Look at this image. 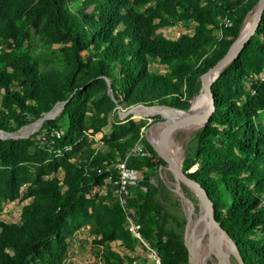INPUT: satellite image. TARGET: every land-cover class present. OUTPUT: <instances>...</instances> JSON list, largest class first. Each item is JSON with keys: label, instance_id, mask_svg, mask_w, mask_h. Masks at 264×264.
I'll return each mask as SVG.
<instances>
[{"label": "trees", "instance_id": "16d2710c", "mask_svg": "<svg viewBox=\"0 0 264 264\" xmlns=\"http://www.w3.org/2000/svg\"><path fill=\"white\" fill-rule=\"evenodd\" d=\"M257 1L0 0V129L18 130L68 100L44 121L40 142L39 132L0 139V211L5 202L32 199L18 220L0 221V264H64L83 227L98 245L96 264L134 259L111 242L131 252L139 243L114 183L115 164L138 142L147 153L127 158L141 179L126 208L161 264H189L183 200L157 171L165 162L143 135L148 120L121 118L118 107L188 109L201 74L227 53ZM191 20L193 32L172 38L160 31ZM256 75L264 77V14L214 81L217 110L191 134L183 162L245 264H264V79ZM107 125L96 146L91 135ZM97 186L103 192L93 193Z\"/></svg>", "mask_w": 264, "mask_h": 264}, {"label": "water", "instance_id": "95a60500", "mask_svg": "<svg viewBox=\"0 0 264 264\" xmlns=\"http://www.w3.org/2000/svg\"><path fill=\"white\" fill-rule=\"evenodd\" d=\"M249 14H253V20L250 25V28L246 31L245 34H243L242 30L244 27V24L246 22V19ZM264 14V0H258L255 6L248 12V14L243 19V22L241 24L240 34L236 38V40L232 43L227 53L220 58L212 67H210L207 71H205L203 74H201V87L199 92L193 97L191 100V104L188 109H181L177 107H170V106H158V105H146L143 103L133 105L130 108H128L127 111H120V114L123 113V117L126 118L128 114L136 113V110H142V108H153V107H165L169 109H176L181 111H190L195 105L196 101H198L201 97H205L206 100H208L209 105L207 110L203 114L195 115L191 118H175L170 116H165L163 113H141L143 116H153L155 114H160L162 117L154 122L153 126L149 127L146 130L145 137L151 142V144L155 147L157 150L159 156L164 160L166 163V169L171 171L173 174L175 180L177 181L178 188H172L174 191H176L179 196L184 201H190L192 203V207L196 214L211 228H213L219 235H221L227 242H229L232 246V253L227 261V264H245L244 259L241 255L240 248L236 241L231 237L228 230H226L220 221H218L215 217L214 213V206L213 202L209 197V194L207 190L204 188V186L195 178L188 175V172H186L183 169V166L178 167L173 162L170 153L168 152V149L166 147V142L164 140V129L167 125H174L180 128V130H187L189 132V136L191 134L198 130L203 128L207 125V123L210 121L213 114L216 112L217 107L215 104L216 98H215V92L213 90V83L217 79V77L220 75V73L235 59L237 58L241 51L243 50L246 43L250 40V38L257 32V29L262 21ZM214 80H212V77H214ZM109 90L112 91L111 82L109 81ZM68 100L57 102L52 109H50L44 116L36 119L34 122L27 124L23 127H21L18 130L15 131H7L4 129H0V139H6V138H15L20 139L24 137H30L31 133L28 134H18L21 129H23L26 126L34 125L35 129L37 127H40L45 120L55 118L57 115L60 114V112L64 109V106ZM125 114V115H124ZM132 118V117H131ZM134 119V118H133ZM152 128L156 129V132L158 134V140L157 142H154L151 137V130ZM34 129V130H35ZM187 186L189 189V194H187L184 190V186ZM207 204L211 207V213H208L207 211ZM188 224L190 221V215L186 213ZM187 224V229H188ZM187 233V230H186ZM187 242V240H186ZM188 244V242H187ZM205 246V245H204ZM188 247L190 249V246L188 244ZM191 254V251H190ZM192 259V257H191ZM211 259V258H210ZM213 261V259H211Z\"/></svg>", "mask_w": 264, "mask_h": 264}, {"label": "rangeland", "instance_id": "374dc122", "mask_svg": "<svg viewBox=\"0 0 264 264\" xmlns=\"http://www.w3.org/2000/svg\"><path fill=\"white\" fill-rule=\"evenodd\" d=\"M249 17V16H248ZM247 17V18H248ZM195 22L193 20L184 22V23H179L174 26H164L160 28V31H162L166 36L168 37H178L181 33L184 32H193V27H194ZM216 35L220 36V30H216ZM2 42L0 41V46H2ZM153 68L158 70V71H165V67L159 63H153ZM4 90L0 89V99L2 97ZM123 111H127L128 108H125L124 106H119ZM125 115V114H124ZM121 118L123 117V113L120 114ZM131 116L135 120H141V119H146L148 120L147 126L145 128L144 133H146V130L153 126L154 122L160 119L162 116L160 114H155L153 116H143L142 114L140 115L139 118L136 117V113H131L126 116L129 117ZM262 116L264 119V111L262 112ZM43 125V124H42ZM42 125L40 127H37L32 134L39 132L37 135L38 142L41 141V137H45V134L47 133L48 129H42ZM26 127L21 129L19 132L24 130ZM110 130V125H107L103 131L97 132L96 134L92 135L94 140H95V145L98 146L99 144L102 143V137L104 133H107ZM31 134V135H32ZM156 129L152 128L151 130V136L156 135ZM191 136H189V132L187 130H181L178 131L177 134L175 135V142L178 143L177 145L179 146L180 151L182 152V157H183V162L186 156L187 148H188V143L190 141ZM182 162V166H183ZM195 168H193L191 171H193ZM160 176L162 179L167 183L169 188L175 193L176 196H179V194L174 191L172 188H178L177 186V181L175 180L173 174L171 171L166 169V163L159 167ZM156 172V171H154ZM59 176L63 177V172H59ZM183 185V184H182ZM184 186V185H183ZM98 188V186L96 187ZM32 199L28 198L25 200H17L13 202H5L3 210L0 211V221L5 220V221H15L18 220L21 216L22 209L24 205L29 203ZM183 204V210L186 213L190 212L192 210V203L190 201H184L182 202ZM199 216L194 213V219H197ZM210 233H208L204 240L203 244L200 247V257L203 258L206 256V253H203V248L206 247L210 243ZM186 240L187 239V233H186ZM150 243V242H149ZM189 244V242H188ZM205 245V246H204ZM117 248L119 247H126L122 242L117 241L116 244ZM150 246L155 249L151 244ZM127 248V247H126ZM156 251V250H155ZM157 252V251H156ZM154 252L153 250H149L147 247L141 246L139 243L137 244L135 252H133L131 255L135 257H141V262L142 263H147V264H155V260L151 255H153ZM150 255V256H149ZM192 254H190V249H189V264H193V260L191 259ZM206 258V264H218V255L216 253V250L213 248L211 251V255ZM213 259V261L211 259ZM98 262V245H96L93 241V236L90 234L89 229L86 227H83L79 229L75 235L74 238L71 240L69 251H68V258L64 261V264H96Z\"/></svg>", "mask_w": 264, "mask_h": 264}, {"label": "bare ground", "instance_id": "6f19581e", "mask_svg": "<svg viewBox=\"0 0 264 264\" xmlns=\"http://www.w3.org/2000/svg\"><path fill=\"white\" fill-rule=\"evenodd\" d=\"M243 27V34L250 28L253 20V14H249ZM216 76L212 77L214 80ZM190 111H181L176 109H169L165 107H153V108H142V110H136V117L139 118L141 113H163L165 116L175 117V118H191L198 114H203L209 105L208 100L205 97H201L195 102ZM35 129L34 125L26 126L24 130L18 134H28L33 132ZM178 131H181L179 127L174 125H167L164 129V140L166 142V147L170 156L176 166L181 167L183 162L182 152L179 149L178 143L175 142L174 138ZM183 131V130H182ZM154 142L158 140V134L151 136ZM207 211L211 213V207L207 204ZM194 209L188 214L190 215V221L187 229V239L190 246V251L192 254L193 264H206V258L211 255V251L214 248L218 255V264H227V261L232 253V246L227 240H225L221 235H219L213 228L209 227L200 217L194 219ZM190 226V227H189ZM210 233V243L203 248V253L206 256L200 257V247L203 244L205 236Z\"/></svg>", "mask_w": 264, "mask_h": 264}, {"label": "built area", "instance_id": "2783aa9c", "mask_svg": "<svg viewBox=\"0 0 264 264\" xmlns=\"http://www.w3.org/2000/svg\"><path fill=\"white\" fill-rule=\"evenodd\" d=\"M232 21L228 18L226 19V25H231ZM256 77H261L262 79H264V77L260 76V75H256ZM122 109L118 107V111L120 114V111ZM48 132H50L51 134H55L56 136L60 137L61 136V130L55 127H52ZM143 135H145L143 133ZM91 137H93L91 135ZM146 151L143 148V145L138 142L134 148H132L126 156V159L118 162L115 164V167L119 170L120 174L118 176L117 180H114V183L118 186L116 192L120 195L121 197V203L125 209V211L127 212V224H128V228L129 230L133 233V235L138 238L139 244L143 247H147L149 250H153L154 254L151 255V257L154 258L155 260V264H161V259L159 257V255L157 254V252L155 251V249H153L150 246L149 241L145 238V236L143 235L142 231H141V224L139 222H137L135 220V218L129 214L128 209L126 208V204L128 202V196L131 195V187L132 186H136L141 179V171L135 167H130L127 164V158L132 155V154H138L140 156H144L146 155ZM112 177H109V180ZM104 189H101L100 187L95 188L93 193L95 192H103ZM89 196V194H88ZM17 201V200H15ZM9 202H13V201H9ZM150 256V255H149ZM122 264H147L142 263L141 262V257H135L132 260H125Z\"/></svg>", "mask_w": 264, "mask_h": 264}, {"label": "crops", "instance_id": "0c3cea01", "mask_svg": "<svg viewBox=\"0 0 264 264\" xmlns=\"http://www.w3.org/2000/svg\"><path fill=\"white\" fill-rule=\"evenodd\" d=\"M119 241V240H117ZM117 241H113L111 242V245L114 249L118 250L119 252H121L122 254H132L133 252H131L128 248L126 247H119L117 248L116 244H117ZM121 242V241H120Z\"/></svg>", "mask_w": 264, "mask_h": 264}]
</instances>
